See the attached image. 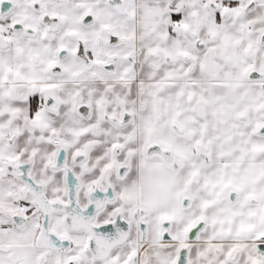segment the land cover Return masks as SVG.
<instances>
[{"label":"snow or ice","instance_id":"6c2138e0","mask_svg":"<svg viewBox=\"0 0 264 264\" xmlns=\"http://www.w3.org/2000/svg\"><path fill=\"white\" fill-rule=\"evenodd\" d=\"M0 264H264V0H0Z\"/></svg>","mask_w":264,"mask_h":264}]
</instances>
